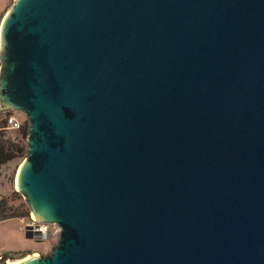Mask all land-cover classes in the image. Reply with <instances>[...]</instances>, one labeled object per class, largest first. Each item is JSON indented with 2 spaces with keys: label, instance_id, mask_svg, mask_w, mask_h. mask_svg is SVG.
<instances>
[{
  "label": "water",
  "instance_id": "95a60500",
  "mask_svg": "<svg viewBox=\"0 0 264 264\" xmlns=\"http://www.w3.org/2000/svg\"><path fill=\"white\" fill-rule=\"evenodd\" d=\"M0 108L60 228L15 264H264V0H13Z\"/></svg>",
  "mask_w": 264,
  "mask_h": 264
},
{
  "label": "rangeland",
  "instance_id": "374dc122",
  "mask_svg": "<svg viewBox=\"0 0 264 264\" xmlns=\"http://www.w3.org/2000/svg\"><path fill=\"white\" fill-rule=\"evenodd\" d=\"M13 0H0V22L5 12L11 5ZM13 115L20 122V128L18 130H9L0 127V132L3 138H9L13 142L22 141L20 139L19 130L22 127H28L27 118L20 112H14ZM4 123L0 120V126ZM23 158L13 159L0 167V199L3 198L7 203V208L10 213H24L26 214L23 219L26 220L30 217L31 213L23 197L16 192L15 188V177L20 163ZM32 216V215H31ZM16 222L11 221L7 223H0V245H8L19 241L15 239V224ZM58 237H51L47 241H28L30 248H23L12 252H0V264H6L9 261H16L25 258L28 255H46L50 253V247L57 243ZM21 241V240H20ZM3 253H8L7 257H3Z\"/></svg>",
  "mask_w": 264,
  "mask_h": 264
},
{
  "label": "trees",
  "instance_id": "16d2710c",
  "mask_svg": "<svg viewBox=\"0 0 264 264\" xmlns=\"http://www.w3.org/2000/svg\"><path fill=\"white\" fill-rule=\"evenodd\" d=\"M0 127H5L3 124ZM20 139L22 141L13 142L11 139L3 138V135L0 132V167L13 160L18 158H24L25 152V139L27 135V128L22 127L19 130ZM7 203L3 198L0 199V222L10 219V218H23L26 214L24 213H10V210L7 208ZM3 257H7L8 253H3Z\"/></svg>",
  "mask_w": 264,
  "mask_h": 264
},
{
  "label": "built area",
  "instance_id": "2783aa9c",
  "mask_svg": "<svg viewBox=\"0 0 264 264\" xmlns=\"http://www.w3.org/2000/svg\"><path fill=\"white\" fill-rule=\"evenodd\" d=\"M15 111L3 110L0 108V120L4 123L6 129L18 130L20 122L13 115ZM23 230L25 227H30V231L39 241H47L51 237H59L60 228L54 223L37 222L31 215L28 219H21Z\"/></svg>",
  "mask_w": 264,
  "mask_h": 264
},
{
  "label": "crops",
  "instance_id": "0c3cea01",
  "mask_svg": "<svg viewBox=\"0 0 264 264\" xmlns=\"http://www.w3.org/2000/svg\"><path fill=\"white\" fill-rule=\"evenodd\" d=\"M22 218H10L4 221H1L0 223H7V222H11L14 221L16 222L15 224V239H18L19 241L8 245H0V252H12L15 250H19V249H23V248H30L32 245H30L28 243V240L24 237L23 235V223L21 221ZM21 240V241H20Z\"/></svg>",
  "mask_w": 264,
  "mask_h": 264
},
{
  "label": "bare ground",
  "instance_id": "6f19581e",
  "mask_svg": "<svg viewBox=\"0 0 264 264\" xmlns=\"http://www.w3.org/2000/svg\"><path fill=\"white\" fill-rule=\"evenodd\" d=\"M32 255H36V254H32ZM32 255H28V256H26L25 258H23V259H26V258H28V257H30V256H32ZM22 259H20V260H16V261H7L6 262V264H15V263H17V262H19V261H21Z\"/></svg>",
  "mask_w": 264,
  "mask_h": 264
}]
</instances>
